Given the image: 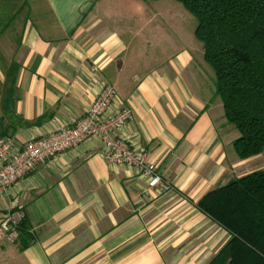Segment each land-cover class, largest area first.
Segmentation results:
<instances>
[{"label": "crops", "instance_id": "obj_1", "mask_svg": "<svg viewBox=\"0 0 264 264\" xmlns=\"http://www.w3.org/2000/svg\"><path fill=\"white\" fill-rule=\"evenodd\" d=\"M159 14L146 13L143 0H28L17 17L6 66L0 57V135L24 142L54 120L72 124L102 79L132 109L118 134L145 150L171 188H149L132 167L107 164L89 138L0 195V220L24 216L33 237L26 246L0 241V264H207L224 243L226 231L197 201L264 169V150L236 156L238 132L214 94L202 43L193 30L160 32Z\"/></svg>", "mask_w": 264, "mask_h": 264}, {"label": "trees", "instance_id": "obj_2", "mask_svg": "<svg viewBox=\"0 0 264 264\" xmlns=\"http://www.w3.org/2000/svg\"><path fill=\"white\" fill-rule=\"evenodd\" d=\"M196 19L194 36L214 72V94L238 136L231 141L238 158L264 150V0H175ZM0 33L26 11L28 0L0 1ZM17 64L5 70L13 86ZM3 136V135H0ZM199 210L226 231L207 264H264V169L235 177L198 201ZM27 219L18 224L24 246L33 237Z\"/></svg>", "mask_w": 264, "mask_h": 264}, {"label": "built area", "instance_id": "obj_3", "mask_svg": "<svg viewBox=\"0 0 264 264\" xmlns=\"http://www.w3.org/2000/svg\"><path fill=\"white\" fill-rule=\"evenodd\" d=\"M91 71L97 73L95 66ZM131 117L132 109L119 99L111 84L101 79L88 109L72 124L54 120L46 133L24 142L10 135L0 136V195L39 165L48 163L57 153L76 148L89 138L100 143L98 153L107 164L132 167L149 188L170 190V183L157 172L155 163L146 158L145 150L118 134ZM22 217L15 214L0 220V241L12 242L18 238Z\"/></svg>", "mask_w": 264, "mask_h": 264}, {"label": "rangeland", "instance_id": "obj_4", "mask_svg": "<svg viewBox=\"0 0 264 264\" xmlns=\"http://www.w3.org/2000/svg\"><path fill=\"white\" fill-rule=\"evenodd\" d=\"M143 1H144L146 13H149L150 15L159 12L161 14V15L159 14L160 16L155 17L154 19L155 28H158L160 32L163 29L172 32L174 28L194 31L196 19L189 11H187L183 7L181 3L175 0H143ZM145 17L147 16L145 15ZM145 25L146 27H151L150 25H148V21L146 20H145ZM20 27H21V21L18 19L14 21L11 28L5 32V36H2L0 38V49H1L0 51L2 52L0 57H2L1 62L3 63L4 66H6L8 60L10 59V53L13 46V39H16V37L18 36ZM128 39L129 37L126 36V40ZM195 41L200 43L196 38ZM228 125H230L236 132V129L232 124L228 123Z\"/></svg>", "mask_w": 264, "mask_h": 264}]
</instances>
